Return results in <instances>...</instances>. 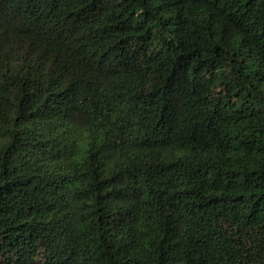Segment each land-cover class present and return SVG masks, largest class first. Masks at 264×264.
<instances>
[{
    "label": "trees",
    "instance_id": "obj_1",
    "mask_svg": "<svg viewBox=\"0 0 264 264\" xmlns=\"http://www.w3.org/2000/svg\"><path fill=\"white\" fill-rule=\"evenodd\" d=\"M0 264H264V0H0Z\"/></svg>",
    "mask_w": 264,
    "mask_h": 264
}]
</instances>
